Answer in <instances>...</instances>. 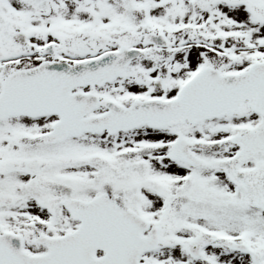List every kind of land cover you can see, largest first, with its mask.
Here are the masks:
<instances>
[{
	"label": "snow or ice",
	"instance_id": "6c2138e0",
	"mask_svg": "<svg viewBox=\"0 0 264 264\" xmlns=\"http://www.w3.org/2000/svg\"><path fill=\"white\" fill-rule=\"evenodd\" d=\"M0 264H264V0H0Z\"/></svg>",
	"mask_w": 264,
	"mask_h": 264
}]
</instances>
